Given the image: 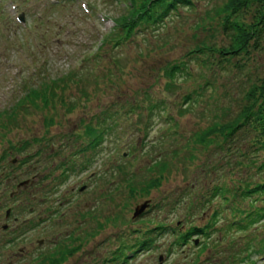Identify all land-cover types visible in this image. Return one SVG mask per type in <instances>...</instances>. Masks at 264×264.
I'll return each mask as SVG.
<instances>
[{
  "label": "rangeland",
  "instance_id": "1",
  "mask_svg": "<svg viewBox=\"0 0 264 264\" xmlns=\"http://www.w3.org/2000/svg\"><path fill=\"white\" fill-rule=\"evenodd\" d=\"M228 1L192 0L111 47L101 42L122 1L0 0V264H119L129 256L124 264H239L253 238L264 239V218L249 237L213 233L203 252L172 245L174 229H153L201 225L208 190L257 179L256 171L229 173L221 136L199 141L248 105L247 92L264 79V32L222 68L211 51L200 54L205 61L187 55L225 46L221 21L230 13L248 26L262 4L245 0L232 13ZM38 34L40 48L31 37ZM180 62L183 73L169 84L168 68ZM149 230L153 247L126 252Z\"/></svg>",
  "mask_w": 264,
  "mask_h": 264
},
{
  "label": "trees",
  "instance_id": "2",
  "mask_svg": "<svg viewBox=\"0 0 264 264\" xmlns=\"http://www.w3.org/2000/svg\"><path fill=\"white\" fill-rule=\"evenodd\" d=\"M118 1H122L121 4H123L124 10L122 14H118L114 18H111L113 23L112 28L101 42V44L109 43L111 47L120 46L129 42L134 31L136 33H145L154 30L156 27L161 26L165 20L170 17V14L172 15L171 12H174L173 15H176L179 9L192 5V0H140L139 4L136 5L130 0H124V2L123 0ZM259 1L262 2L261 7L255 16V20L248 26H244L232 20L230 13L221 21L219 29L223 34L222 37L227 39L225 46L212 47L209 49L202 45H198L196 48L190 49L187 55L190 56V58L195 55L197 59L204 60L200 54L203 53V51H211L215 53L218 58H223L220 65L222 68L223 64L228 62L230 58L245 53L248 51L250 45L255 46L259 38L257 37L258 34H263L264 32V0ZM245 2V0H229L224 9L232 10L231 12L235 13V11L242 8ZM56 4H60L59 1L50 3L49 7ZM39 18L40 16L38 19ZM43 24L44 22L40 18L36 26H42ZM56 27L60 28L61 26ZM36 32L37 31H35L34 34ZM31 37L34 41V46L40 48L38 44L39 39L42 38V34H38L37 38L35 35H31ZM36 39H38V41H35ZM18 42L21 44L22 40L18 39ZM183 70V62H180L179 65L174 64L170 66L168 68V76L170 77L168 80L169 84H172V80H175V76H178L180 73L182 74ZM262 80L259 86H255L247 92L246 96L250 101L248 105L242 107L232 119L210 127L208 130L201 133L199 137V141L204 142L205 139L212 134L221 136L223 145L217 147L221 152L218 156L222 158L221 161L224 160V165L227 166L229 173L233 169H239L241 171L248 170L250 174H252L251 171H256L257 179L251 181L242 180L237 183L235 188L233 186L230 188L225 185H215L208 190L210 193L208 196L209 198L206 197V202L207 204L210 203L208 207H211V209L208 208L210 212L205 215V219H203L204 221L201 225L190 224L183 230H179L178 227L170 228L169 225H163V223L155 225L153 229L157 230L156 232H158V234L156 235L158 236L166 234L170 232L169 230L174 229L175 237L172 245L186 246L188 244V247L191 246V248L194 246H205V244H203L205 239L210 237L213 233L218 231L221 232L222 230H235L237 233H242V237H249V231L253 230L264 218V79ZM187 98L188 95L185 96V100ZM118 109L119 108H117L116 111H118ZM130 111H132V109L128 106L123 115ZM80 149L83 150V147H80ZM230 154L232 155L231 160H229ZM255 158H257L256 163ZM74 166H76V164H74ZM77 166L78 168H76V170H83L81 164ZM237 202L247 203V210H241L238 209V207L235 208V203ZM254 202L256 204H254ZM222 212L226 214V216L221 217L220 214ZM137 217L138 216L135 218ZM219 221L225 222L221 223L222 227L220 226L217 228ZM131 231L133 232V230ZM153 234L155 233L152 230L143 232V234L140 235L141 237H136L134 239V243L129 246L126 252L132 253V248H134L135 251L150 249V247L153 246L152 239L149 238V236ZM217 239L219 238L216 237L215 240ZM220 239L222 238L220 237ZM252 241L253 245H251V248L242 252L246 254L245 257L241 259V257H239L240 254H234L233 257H236L233 258L231 263H236L238 257L240 258L238 261L239 264H241V262L244 264H253L256 263L257 260L264 259V239L253 238ZM205 248L206 247L202 246V248H199V252H203ZM124 250V248L121 249L122 252ZM121 255H123V253H121ZM160 257L161 256H158V258ZM252 257H255L254 262H252ZM128 258H123L119 264H124Z\"/></svg>",
  "mask_w": 264,
  "mask_h": 264
},
{
  "label": "water",
  "instance_id": "3",
  "mask_svg": "<svg viewBox=\"0 0 264 264\" xmlns=\"http://www.w3.org/2000/svg\"><path fill=\"white\" fill-rule=\"evenodd\" d=\"M19 18L21 19L22 16L20 15ZM144 206H145V205H142L141 207L137 208V209L135 210L134 215L138 216L140 213H142V211L144 210Z\"/></svg>",
  "mask_w": 264,
  "mask_h": 264
},
{
  "label": "flooded vegetation",
  "instance_id": "4",
  "mask_svg": "<svg viewBox=\"0 0 264 264\" xmlns=\"http://www.w3.org/2000/svg\"><path fill=\"white\" fill-rule=\"evenodd\" d=\"M93 175V174H92Z\"/></svg>",
  "mask_w": 264,
  "mask_h": 264
}]
</instances>
